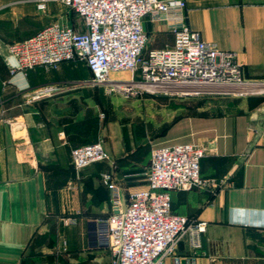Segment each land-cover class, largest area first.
I'll list each match as a JSON object with an SVG mask.
<instances>
[{
    "label": "crops",
    "instance_id": "1",
    "mask_svg": "<svg viewBox=\"0 0 264 264\" xmlns=\"http://www.w3.org/2000/svg\"><path fill=\"white\" fill-rule=\"evenodd\" d=\"M183 1L181 14L191 28L235 52L247 79L264 80V0ZM37 2L0 0V264H112V250L94 245L91 231L95 220L115 212L103 174L112 172L124 207L133 191L148 187L153 148L178 142L206 147L201 174L211 184L172 190V211L206 221L207 228L196 248L183 233L165 264H264V98L232 102L237 111L179 99L149 116L151 96L107 93L79 59L12 73V44L55 21L85 30L62 3L40 11ZM174 22L173 13L162 20L145 16L147 48L172 46ZM131 77L129 71L111 74L113 80ZM49 83L67 89L33 99L34 90ZM97 141L112 165L75 169L72 149Z\"/></svg>",
    "mask_w": 264,
    "mask_h": 264
},
{
    "label": "built area",
    "instance_id": "2",
    "mask_svg": "<svg viewBox=\"0 0 264 264\" xmlns=\"http://www.w3.org/2000/svg\"><path fill=\"white\" fill-rule=\"evenodd\" d=\"M72 9L85 30L55 21L35 35L10 46L15 58L12 73L43 66L58 68L62 62L84 61L92 81L105 85L106 92L125 98L146 94L164 96L221 93L243 95L254 84L245 77L233 51L204 40L184 20L183 0H38L45 11L49 2ZM173 13L174 43L164 48H147L143 19H166ZM129 71V79H111L113 72ZM66 85L49 83L34 90L33 99L63 92ZM206 147L192 142L157 145L147 171L148 187L133 191L122 206L121 190L112 172L103 174L111 189L115 212L94 221V245L112 250V264H165L183 233L199 247L206 221L191 220L172 211L171 191L206 188L211 181L201 174ZM75 169L96 162L112 165L110 152L101 141L77 146L71 151ZM190 264H196L192 259Z\"/></svg>",
    "mask_w": 264,
    "mask_h": 264
},
{
    "label": "rangeland",
    "instance_id": "3",
    "mask_svg": "<svg viewBox=\"0 0 264 264\" xmlns=\"http://www.w3.org/2000/svg\"><path fill=\"white\" fill-rule=\"evenodd\" d=\"M65 8V7H64ZM63 11V10H62ZM61 11V12H62ZM251 80V79H250ZM254 82V84L251 87V89L248 91V93H244L243 95H236V94H221V93H202V94H196V95H183V96H168L163 97V95H151L152 99L146 101L145 105V111L147 115H153V111L155 109H162L163 112H166V109L168 106H166V103H173V102H180L179 99H184L185 101L189 100H202L207 101L211 103H215L219 105L220 108H224L227 111H237V108L232 107V102L234 99H247V100H256L264 98V80H251ZM117 95L122 96L118 92L114 93ZM146 98L145 95H139L138 97L128 98L134 99V98ZM148 97V96H147ZM148 97V98H151ZM155 98V99H154ZM228 105V106H225Z\"/></svg>",
    "mask_w": 264,
    "mask_h": 264
},
{
    "label": "trees",
    "instance_id": "4",
    "mask_svg": "<svg viewBox=\"0 0 264 264\" xmlns=\"http://www.w3.org/2000/svg\"><path fill=\"white\" fill-rule=\"evenodd\" d=\"M147 95H148V96H151L150 94H147ZM163 97H168V96H164V95H163ZM240 100H241V99H234V100H233V103L240 102ZM259 100H261V99H259Z\"/></svg>",
    "mask_w": 264,
    "mask_h": 264
}]
</instances>
